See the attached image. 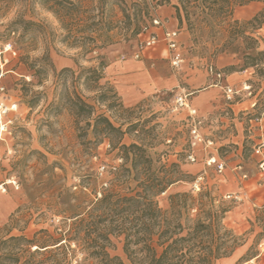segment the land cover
<instances>
[{"label": "rangeland", "instance_id": "1", "mask_svg": "<svg viewBox=\"0 0 264 264\" xmlns=\"http://www.w3.org/2000/svg\"><path fill=\"white\" fill-rule=\"evenodd\" d=\"M38 2L0 0V258L15 249L30 247L33 252L37 245L56 244L70 224L61 213L64 203L74 204L82 194L86 201L99 198L108 188L112 168L122 163L117 150L109 148V142L116 145V134L95 149L93 143H87L94 142L91 129L86 127L88 116H76L74 105L68 101L76 94L92 108L90 119L101 116L120 127V144L146 145L157 167L177 165L180 180L155 199L161 211H168L169 196H191L180 198L179 206L165 216L169 221L178 219L183 227L169 242L170 248L154 245V252L144 255L139 251L141 244L130 243L125 252L124 236L110 235L106 244L110 257L123 264H264V173L259 169L264 161V128L260 136L257 125L264 119V71L242 70L245 56L252 54L250 38L264 50V25L252 28L245 24L261 11L262 4L235 6L231 14L215 18L210 0L189 4L186 0H124L128 12L137 13L138 24L132 15L129 20L122 19L117 7H109L99 13L100 19L114 28L127 27L125 36L117 33L110 44L80 55L78 49L62 41L63 31L55 17ZM16 20L20 22L12 24ZM153 20L160 26L153 27ZM233 22L241 24L240 28H233ZM135 26L139 33L131 35ZM144 28L179 32L184 58L179 69H171L161 54L163 44L149 57L138 61L131 58L136 44L145 37ZM97 55L107 64L101 92L110 96L108 90L112 89L117 99L109 102L115 104L97 103V92L82 85L84 75L78 78L81 70L97 64ZM132 63L143 64L155 77L174 78V87L155 91L132 103L135 106H124L118 87L124 81L126 66L132 67ZM209 67L223 76L220 85L235 90L243 86L235 85V75L246 73L245 82L250 86V97L256 96L255 104L234 111L233 103L242 92L227 101L218 90L219 97L214 100L220 103L217 110L207 118L196 110L204 144L193 146L187 113L173 111L174 99L182 92L189 94L219 84ZM261 68L264 70V64ZM211 158L223 164L220 173L208 165ZM224 209L228 211L219 214L211 228L194 229L198 221L207 224L215 212ZM129 227L130 236L141 234L140 227ZM162 230L155 227L151 233L156 236ZM11 237L24 240L11 242ZM62 246L72 252L63 248L32 261L54 258L70 264H104L72 242ZM208 250L228 256L208 260Z\"/></svg>", "mask_w": 264, "mask_h": 264}, {"label": "trees", "instance_id": "2", "mask_svg": "<svg viewBox=\"0 0 264 264\" xmlns=\"http://www.w3.org/2000/svg\"><path fill=\"white\" fill-rule=\"evenodd\" d=\"M39 4L50 12L59 24L60 30L63 31L62 41L71 48H76L80 55H88L96 50L110 44L111 39L116 35L125 36L127 27L111 26V23L102 21L100 14L110 9L109 7H117L122 19L129 20L132 15L133 19L138 24V16L136 12H128L125 8L124 0H38ZM94 1L97 5H94ZM186 4L195 2V0H186ZM252 2L262 4V9L249 22L245 23L252 28H260L264 25V0H210L213 9L211 15L215 18L225 15L227 12L231 14V10L235 6H243ZM212 8V7H211ZM177 9V8H176ZM97 12L98 14H94ZM178 12V9H177ZM85 16H84V15ZM188 14V13H186ZM84 17V18H83ZM20 21H15L16 24ZM25 25H33L32 22H23ZM233 28L239 27L238 22H233ZM118 33V34H117ZM139 33L138 27L135 26L131 35ZM235 33H238L235 32ZM127 34V33H126ZM252 54L245 56V69H256L257 72L263 74L261 66L264 64V50L260 49L259 42L256 39H251ZM45 57L41 58L43 61ZM96 65L87 69L81 70L79 79L83 76V84L88 87L89 91L97 92L94 97L97 103H110V99L116 101L117 97L112 89H109L110 96L101 92L100 82L103 80L104 70L107 64L102 56L95 57ZM42 69V68H41ZM69 104L74 105L75 114L79 116L86 113L88 122L86 123L87 130L93 137L94 149L107 139L110 141L111 134H116L117 143L112 145L109 142L111 150H117V157L120 158L121 164L117 168H112L110 172V181L108 188L99 194V198L94 196L91 200H83L82 196L75 200V203H64L65 208L61 210L65 221H70L67 231L62 235L56 244L52 246L37 245L33 252L29 248L26 250H12L6 256L0 258V264H5L4 259H8L6 264H70L63 260L49 259L43 261H32L33 258L39 256H51L59 250L67 248L62 246L67 243H74L88 257L96 258L104 264H123L117 257H110L106 251V244H109V236L121 235L125 238V252L127 245L132 243L141 244L139 250L142 254L148 255L154 252V245L157 247L170 248L169 242L182 232L183 227L178 219L169 221L166 214L173 212L179 206L180 198L186 197L191 199L189 194H174L169 196L168 211H161L155 199L174 182L179 181L181 173L177 165L171 164L169 167L165 165L155 166V162L148 153V147L140 143H132L129 145L120 144L122 131L120 127H114L108 119L97 116L90 119L93 115V110L87 106L85 101L78 95L74 98H69ZM120 104V103H118ZM92 121V122H90ZM134 126L133 128H135ZM78 129V125H77ZM87 132L84 134L86 135ZM100 138V139H99ZM185 205V204H184ZM228 209L215 212L214 219H209L205 224L198 221L194 229L197 232L208 230L213 226L214 221L218 220L219 214H224ZM171 223V225H170ZM138 226L141 228V234H130L128 226ZM163 228L159 234L151 233L153 228ZM156 237V241L153 238ZM24 240L22 237H11L9 241L19 242ZM61 242H64L61 244ZM104 242V243H103ZM34 245V244H33ZM28 246L32 243L28 242ZM51 247H54L50 249ZM64 248V249H63ZM65 255V254H64ZM228 256L227 253L220 254L219 252L207 251L206 258L208 260H216ZM23 259V262H20ZM78 264V263H77ZM209 264V263H208Z\"/></svg>", "mask_w": 264, "mask_h": 264}, {"label": "crops", "instance_id": "3", "mask_svg": "<svg viewBox=\"0 0 264 264\" xmlns=\"http://www.w3.org/2000/svg\"><path fill=\"white\" fill-rule=\"evenodd\" d=\"M159 36H161L163 30L161 28L153 29ZM162 55L164 54V49L162 50ZM160 54V55H161ZM150 55L146 56L149 57ZM136 61V60H134ZM138 61V60H137ZM133 67H127L126 71L123 74L124 81L121 82V86L118 87L120 90V95L126 107L135 106L137 104H132L140 101L141 99L147 97L153 92L163 91L169 88L174 87L175 80L172 77H155L148 70H145V67L142 65H136L134 63L131 64ZM171 68V67H170ZM136 69H141L140 71H136ZM172 69V68H171ZM124 72V71H123ZM136 72V74H133ZM130 74V75H129ZM250 76V74H249ZM246 73L235 75L234 82L236 86H240L242 83L246 84ZM231 79V77H229ZM238 84V85H237ZM233 85L234 87H236ZM241 88H238L240 90ZM218 90L221 89L216 85H211L209 88L203 89L202 91L189 93V104L192 108L196 109L201 117L207 118L209 114H212L215 110L219 108L218 104L219 100L214 101L219 97ZM235 90V89H234ZM237 90V89H236ZM251 92H242V97L234 101L233 110L240 112L245 110L246 108L253 107L255 104V97H250ZM249 97V98H248ZM213 99V100H212ZM212 100V101H211ZM264 119H260L258 121V126L260 127V136H263L261 133L263 131L264 126L262 123ZM256 125V124H255ZM264 144V142H263Z\"/></svg>", "mask_w": 264, "mask_h": 264}, {"label": "built area", "instance_id": "4", "mask_svg": "<svg viewBox=\"0 0 264 264\" xmlns=\"http://www.w3.org/2000/svg\"><path fill=\"white\" fill-rule=\"evenodd\" d=\"M159 26H160V22L157 20H153V27H159ZM143 33H145L144 39L136 44L134 48V52L132 53L131 58L133 60L137 61L145 58L146 56L149 55L151 51H154L157 48V46L163 44L165 58L168 61L170 67L175 70L181 67L184 58H183V51L181 49V45L179 41V32L177 30L164 29L161 36H159L155 31L144 28ZM208 71L211 75H214L217 78V80H219V84L217 83L216 85L219 86L227 101H231L241 92H250V86L246 84H243L240 90H234L228 85H220V80L222 79L223 76H221L220 73L213 72L212 67H209ZM189 96L190 94L184 92L176 96L174 99L173 111H177V110L186 111L187 117L190 122L189 134H190L191 144L193 146L201 145L204 144V140L199 133V128L200 125L202 124V121L198 119L196 109L190 106L188 101ZM258 153L259 150L256 151V154ZM189 160L193 161L192 155L189 156ZM210 164L213 165L217 169V172L219 173L223 169V164L219 163L214 158L208 160V165ZM259 169L264 173V161L260 163Z\"/></svg>", "mask_w": 264, "mask_h": 264}]
</instances>
